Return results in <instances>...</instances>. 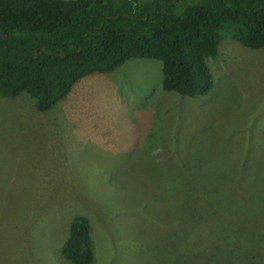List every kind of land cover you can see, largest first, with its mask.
I'll return each instance as SVG.
<instances>
[{
	"label": "rangeland",
	"instance_id": "1",
	"mask_svg": "<svg viewBox=\"0 0 264 264\" xmlns=\"http://www.w3.org/2000/svg\"><path fill=\"white\" fill-rule=\"evenodd\" d=\"M204 97L163 89L162 63L94 74L48 112L0 97V264H264V48L224 40Z\"/></svg>",
	"mask_w": 264,
	"mask_h": 264
},
{
	"label": "trees",
	"instance_id": "2",
	"mask_svg": "<svg viewBox=\"0 0 264 264\" xmlns=\"http://www.w3.org/2000/svg\"><path fill=\"white\" fill-rule=\"evenodd\" d=\"M174 1L0 0V97L27 93L48 112L86 77L130 59L160 61L165 91L204 97L214 88L208 59L224 40L264 48V0ZM91 234L89 219L75 217L62 255L93 264Z\"/></svg>",
	"mask_w": 264,
	"mask_h": 264
},
{
	"label": "water",
	"instance_id": "3",
	"mask_svg": "<svg viewBox=\"0 0 264 264\" xmlns=\"http://www.w3.org/2000/svg\"><path fill=\"white\" fill-rule=\"evenodd\" d=\"M173 3L176 4V3H177V0H175ZM134 15H135V13H131V14H126L125 16H134ZM104 19H105V17L103 18V21H102V23H101L100 29L104 26ZM89 33H90V32H89ZM89 33L86 34L84 37L88 36ZM38 53H40V50L38 51ZM52 55H58V56H61V53H60V52H57V53H54V54H52Z\"/></svg>",
	"mask_w": 264,
	"mask_h": 264
}]
</instances>
